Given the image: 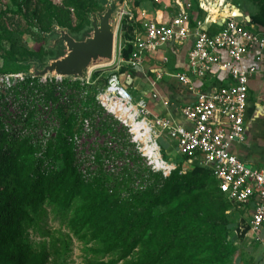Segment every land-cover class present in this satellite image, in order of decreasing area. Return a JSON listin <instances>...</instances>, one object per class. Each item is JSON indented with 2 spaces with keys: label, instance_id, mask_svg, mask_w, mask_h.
Wrapping results in <instances>:
<instances>
[{
  "label": "built area",
  "instance_id": "built-area-1",
  "mask_svg": "<svg viewBox=\"0 0 264 264\" xmlns=\"http://www.w3.org/2000/svg\"><path fill=\"white\" fill-rule=\"evenodd\" d=\"M197 7L208 15L201 3ZM167 8L166 15L140 12L138 26L123 47L130 44L131 50L121 61L131 69L147 61L164 66L168 63L165 52L178 53L190 43L185 68L172 69L173 76L196 95L193 103L178 108L188 126L154 113L145 99L134 97L127 83L129 74H111L90 95L95 83L90 72L83 78L33 76L32 65L27 64L24 70L0 72V130L35 148L41 171L59 170L61 164L43 154L64 131L63 119L73 117L74 128L63 135L81 178H114L128 171L135 191L145 190L149 182L139 167L162 176L178 168L160 145L159 140L166 139L184 162L180 173L185 172V164L191 169L195 165L207 168L230 205L227 213H236L227 240L256 239L264 225V167L243 162L230 148L245 141L248 81L255 72V66L246 67L245 61L255 48L264 49V31L242 13L240 20L234 13L214 20L195 17L190 0H172ZM126 16L134 18L128 12ZM211 25L217 29L211 31ZM220 74L225 75L220 85L202 89L194 84ZM157 97V93L151 94V98ZM90 98H94L95 108L89 107ZM159 103L165 108L170 105L161 98Z\"/></svg>",
  "mask_w": 264,
  "mask_h": 264
},
{
  "label": "trees",
  "instance_id": "trees-1",
  "mask_svg": "<svg viewBox=\"0 0 264 264\" xmlns=\"http://www.w3.org/2000/svg\"><path fill=\"white\" fill-rule=\"evenodd\" d=\"M3 4L6 0H0ZM0 7V72L27 69L43 62L48 52L44 37L54 26L81 28L90 14L101 10L96 0H8ZM262 17H249L264 25V0H251ZM195 7V17L201 10ZM74 18L78 20L72 26ZM138 26L135 23V27ZM4 43L8 46L5 47ZM30 43V46H29ZM131 45L121 50L127 58ZM89 107H96L90 98ZM62 116V113H59ZM69 131L70 119H63ZM63 132L50 142L43 154L59 170L41 171V159L24 139L0 130V264H47V254L21 240L25 225L39 216L45 203L65 215L73 234L96 241L95 252L117 253L107 263L116 264H227L234 249L230 207L210 171L195 165L168 176L139 170L148 175L145 190L130 187L131 173L120 177L81 178L73 164L71 146ZM71 210L69 216L68 212ZM132 256L131 260H127Z\"/></svg>",
  "mask_w": 264,
  "mask_h": 264
},
{
  "label": "rangeland",
  "instance_id": "rangeland-1",
  "mask_svg": "<svg viewBox=\"0 0 264 264\" xmlns=\"http://www.w3.org/2000/svg\"><path fill=\"white\" fill-rule=\"evenodd\" d=\"M54 3H61L63 0H52ZM101 8L98 12H104L107 8L113 7V4L118 5L123 8L125 13L120 15L119 24L115 32V51H114V60L110 63L106 62L107 59L99 56L95 58L96 60L92 63H96L94 67L91 68L90 73L92 74V79L95 81L94 85L90 87V95L96 91L97 87H100L106 84L108 77L118 72L122 74L127 71V67L121 61V50L123 49L126 41L130 40L133 31L136 30L135 23L138 21V15L142 10L146 13L155 14L157 10L167 11L168 4L172 0H96ZM193 5H206V2H211L209 5L216 3L218 0H191ZM225 6L227 8L234 7L239 13L245 16V12L250 13L249 10L251 5L249 0H224ZM254 3V2H253ZM255 4V3H254ZM3 5H8L10 8L14 9L13 4L8 0L3 4L0 1V7ZM208 5V4H207ZM259 7V6H258ZM223 8V7H222ZM200 9V8H199ZM126 12L133 14L134 18L128 20ZM202 17L208 18L206 12L202 11ZM91 16H96V12L89 15L88 21L78 30H71L65 27L54 26L49 33L44 37L45 43L44 47L48 52L47 56L44 58V61L41 62V65L44 66L49 63L50 60L57 59L60 56L64 55L66 52V45L61 39L63 34H67L76 41L84 40L85 38L91 36L92 27H91ZM262 17V13L259 10V13L255 17ZM254 17V16H253ZM113 20V17L111 18ZM78 20L74 18L72 26H76ZM5 47L8 46L7 43H4ZM30 46V43H29ZM2 50L0 49V67L3 65L2 61ZM136 92H132L133 96H136ZM71 126L69 131L74 128L73 117H69ZM160 145L163 146L164 152L169 148L167 147V142L163 139H160ZM166 150V151H165ZM171 153V152H170ZM167 159H175L178 169H182L183 160H179V155L167 154ZM180 157V156H179ZM60 164V162L58 161ZM185 172L190 171L191 168L185 164ZM69 216L71 210L68 212ZM67 218L65 215L54 211V209L48 204L45 203L43 210L39 216L34 218V221L28 225L24 226L22 231L21 240L27 242L33 249L44 251L47 254V264H98L100 262L107 263L110 259H115L117 253H111L103 255L101 253L95 252L100 245L90 239L88 235L85 237H80L75 235L69 229L67 224ZM238 241L237 245L234 246V241L231 239V245L234 249V253L231 256L230 261L227 264H263L262 259H264V252L262 248L251 244L247 246L244 238L236 239ZM254 242V241H252ZM133 257L130 256L127 260H131ZM264 261V260H263ZM116 264H124L122 260H119Z\"/></svg>",
  "mask_w": 264,
  "mask_h": 264
},
{
  "label": "crops",
  "instance_id": "crops-1",
  "mask_svg": "<svg viewBox=\"0 0 264 264\" xmlns=\"http://www.w3.org/2000/svg\"><path fill=\"white\" fill-rule=\"evenodd\" d=\"M249 1L251 2V7L249 9L251 14L248 13V11L247 13L245 12V18L250 21L249 17L258 14L260 9L257 4H254L251 0ZM195 9L196 8L194 7V10ZM219 9V13H221L222 7H219ZM160 12L165 14L161 9L157 10L155 14ZM201 14L202 12L198 14V17L203 18L204 16L202 17ZM222 18L221 15H218L216 19ZM256 26L259 31H264V25H262L263 27ZM216 29V27L212 25L210 26L211 31H215ZM190 45V43L185 45L180 51H178V53L173 50L168 51L167 53L165 52V55L168 58V63L164 66L158 65L153 61H147L142 66L131 69L123 62L127 67V71L122 73L130 75V79L127 83L129 84V90L131 93H137L134 97L145 99L148 103L149 109L154 113L173 119L176 123L185 124L186 126H188V123L183 119L178 108L181 105L193 103L196 100V95L194 92L188 91V89L183 86L175 76H173L172 69L185 68L184 55ZM121 59L125 60L123 57ZM250 65L255 66V72L248 81V93L244 115L245 141L243 143H233L230 150L243 162L253 166L264 167V49H254L250 58L245 61L246 67ZM224 76V74H220L217 77H208L206 82L195 80L194 84L197 88L202 89L211 84L217 86L222 83ZM152 93H157L159 98H151ZM160 98L167 100L170 105L166 108L162 107L159 103ZM163 140L167 142V147L169 148L167 151H170L173 156L176 154L178 155L177 150L172 143L166 139ZM170 152L165 153L171 154ZM176 158L181 160V157L179 156ZM228 215L232 219L233 227L236 213H228ZM232 238L235 242L234 246H236L238 241L236 240V237ZM242 238L245 239L247 246L254 244L262 248L264 252V225L256 239L247 236ZM263 260L264 259H262V262L264 264Z\"/></svg>",
  "mask_w": 264,
  "mask_h": 264
},
{
  "label": "water",
  "instance_id": "water-1",
  "mask_svg": "<svg viewBox=\"0 0 264 264\" xmlns=\"http://www.w3.org/2000/svg\"><path fill=\"white\" fill-rule=\"evenodd\" d=\"M112 6L104 12H96V16H91L92 34L84 40L76 41L64 33L61 39L66 45L65 54L50 60L44 66L38 61L31 62V74L33 76L56 74L63 77L83 78L95 66L96 63H92L96 60L95 58L101 56L107 59L106 62H111L114 26L122 10L116 4ZM236 18L240 20L238 14Z\"/></svg>",
  "mask_w": 264,
  "mask_h": 264
},
{
  "label": "bare ground",
  "instance_id": "bare-ground-1",
  "mask_svg": "<svg viewBox=\"0 0 264 264\" xmlns=\"http://www.w3.org/2000/svg\"><path fill=\"white\" fill-rule=\"evenodd\" d=\"M209 3H211V2H206V5L204 4L203 6H205V9H206V11L208 12V17L209 18H211V19H216L217 18V16L218 15H221L222 17H225V16H228V15H230L231 13H234V14H238L239 15V12H238V10L237 9H234V7H231L230 9L229 8H227L228 6L227 5H229V4H227L226 6H225V2H224V0H218L216 3H214V5L215 6H212L211 4L209 5ZM208 4V5H207ZM219 7H223L222 9H221V13H219L220 11V9H219ZM229 10H230V13H229ZM118 20H119V16L117 17V19H116V23H115V26H114V35H113V54L111 55V57H112V61L114 60V51H115V32H116V30H117V26H118V24H119V22H118ZM108 63H110V62H108Z\"/></svg>",
  "mask_w": 264,
  "mask_h": 264
}]
</instances>
